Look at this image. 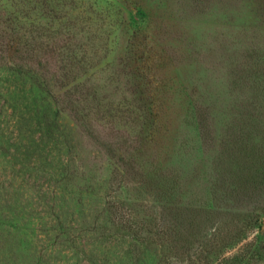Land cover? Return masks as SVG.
I'll return each mask as SVG.
<instances>
[{"label":"rangeland","instance_id":"rangeland-1","mask_svg":"<svg viewBox=\"0 0 264 264\" xmlns=\"http://www.w3.org/2000/svg\"><path fill=\"white\" fill-rule=\"evenodd\" d=\"M260 183L264 0H0V264H264Z\"/></svg>","mask_w":264,"mask_h":264},{"label":"trees","instance_id":"trees-1","mask_svg":"<svg viewBox=\"0 0 264 264\" xmlns=\"http://www.w3.org/2000/svg\"><path fill=\"white\" fill-rule=\"evenodd\" d=\"M196 120H197L198 128H200V129L201 128H206V126H207L206 125L207 118H206V115L201 110L198 111ZM236 175L237 174L232 175V177H234ZM237 178H239V176H236L235 179L237 180ZM174 181H175V187H176L177 191H179L180 190L179 188H182L183 185H181V183H180L181 181L179 179H174ZM236 184L238 186L233 189L234 192L237 193L236 190L239 189V188H242V189L245 190L246 183L245 184L236 183ZM263 184L264 183H260V185H263ZM209 209H210L209 221H210L211 224H210V227H209V231L207 233H205V235H203L202 238L205 239V240L207 239L208 241H211V240H214L215 237H217L220 234V232L222 230L221 223H222L223 219L226 217V213H224L223 209L217 207L215 205V203L214 204L211 203ZM208 241H206V242H208ZM205 244H207V243H205ZM199 248L202 249L203 245H201Z\"/></svg>","mask_w":264,"mask_h":264}]
</instances>
